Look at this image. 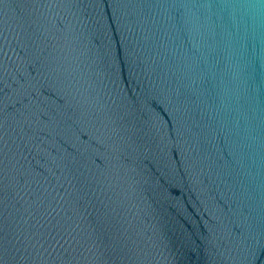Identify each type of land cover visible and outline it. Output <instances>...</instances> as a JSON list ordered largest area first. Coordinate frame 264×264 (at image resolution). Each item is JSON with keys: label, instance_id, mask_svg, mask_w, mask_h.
<instances>
[{"label": "water", "instance_id": "95a60500", "mask_svg": "<svg viewBox=\"0 0 264 264\" xmlns=\"http://www.w3.org/2000/svg\"><path fill=\"white\" fill-rule=\"evenodd\" d=\"M0 264H264V0H0Z\"/></svg>", "mask_w": 264, "mask_h": 264}]
</instances>
